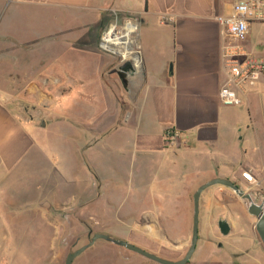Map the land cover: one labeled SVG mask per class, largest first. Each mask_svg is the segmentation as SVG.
<instances>
[{"label": "crops", "instance_id": "crops-1", "mask_svg": "<svg viewBox=\"0 0 264 264\" xmlns=\"http://www.w3.org/2000/svg\"><path fill=\"white\" fill-rule=\"evenodd\" d=\"M235 1L0 0L1 56L52 37L39 28L43 17L58 21L72 13L75 19L77 10L133 21L140 47V67L133 76L127 72V87L114 71L123 62L89 45L82 76L68 59L65 97L53 76L42 84L38 70L29 81L0 82V264H62L75 227H132L145 211L153 237L185 245L193 193L216 178L259 203L264 86L241 93L239 106L217 97L225 67L215 17L228 15ZM28 19L37 21L36 35L21 37ZM261 30L264 23L250 24L242 42L254 57L264 54ZM110 69L115 74L105 79ZM23 82L30 87L21 89ZM167 128L179 132L178 144L164 140ZM245 170L257 186L241 177ZM233 196L222 185L202 192L198 239L186 264H264L256 220Z\"/></svg>", "mask_w": 264, "mask_h": 264}, {"label": "rangeland", "instance_id": "rangeland-1", "mask_svg": "<svg viewBox=\"0 0 264 264\" xmlns=\"http://www.w3.org/2000/svg\"><path fill=\"white\" fill-rule=\"evenodd\" d=\"M67 16L65 14L60 15L58 21L50 20L49 17H43L39 22V28L44 31H53L52 37H44L36 43L32 42L33 45H26L16 52H6L3 56L0 55V82L5 79L17 78L19 80L25 78L26 81L34 79L36 76V70L42 75L43 81L48 76H53V80H57L55 85L59 86V91L62 92V96H66V75L68 59L71 60L72 66L82 76L85 68L84 66L88 52L83 49L86 45L96 49L98 55L109 54L113 57L116 56L117 61L121 60L123 63L126 61L132 62L134 67V60L138 59V53L135 59L125 58L119 53H108L104 51L100 46V37L104 32L109 31L111 26L122 32L124 31L125 24L130 22L136 25L131 20L118 19L117 14L113 17H108L105 10H77L75 11V19L72 13ZM97 19H94V18ZM77 18V19H76ZM37 21L27 20L21 23L20 33L21 37H34L36 35V23ZM137 27V26H136ZM35 29V30H34ZM263 29V26H261ZM138 27L136 28V42L132 43L134 51L140 50L138 46ZM258 39H262L263 31ZM45 33V32H44ZM264 34V33H263ZM262 36V37H261ZM138 43V44H137ZM96 47V48H95ZM262 49V46L260 47ZM86 51V52H85ZM115 55V56H114ZM259 55V54H258ZM260 57H264V54ZM37 67V68H36ZM135 68V67H134ZM137 69V68H135ZM115 74L113 69H110L104 75V78L108 79L111 75ZM24 84V85H22ZM50 85V81L48 82ZM111 88L114 85L108 83ZM17 86V84H16ZM29 83L23 82L20 88L25 90L29 88ZM22 90V91H23ZM113 90V89H112ZM24 104L23 101H20ZM32 102H34L32 100ZM264 189V183H263ZM264 193V190L261 191ZM131 196L126 199V204L129 203ZM141 220L137 225L132 227L122 226L117 228H87V227H75L74 229V243L69 245V252L85 245L88 243L93 233H108L111 237L130 240L133 243L147 251L164 256L165 258L180 259L187 250L189 245L191 228L189 229L187 243L183 244H170L168 239L164 237L158 238L153 237L154 232H150V211L141 212ZM180 228V227H179ZM183 228V227H182ZM180 228V231L181 229ZM156 234L163 236L161 230L157 231ZM223 245L222 242H218L216 245ZM214 245V248H216ZM225 247V246H224ZM217 249V248H216ZM64 263V261H63ZM62 263V264H63ZM72 264H157L151 260H148L142 256L132 253L125 248L115 245L105 240H97L90 248L85 250L79 256H77Z\"/></svg>", "mask_w": 264, "mask_h": 264}, {"label": "built area", "instance_id": "built-area-1", "mask_svg": "<svg viewBox=\"0 0 264 264\" xmlns=\"http://www.w3.org/2000/svg\"><path fill=\"white\" fill-rule=\"evenodd\" d=\"M215 20L224 38L221 59L225 67V81L220 86L217 97L222 105L239 106L241 93L258 85L264 86V57L250 55L242 45L250 24L264 23V0H237L228 15L217 16ZM105 34L106 32L100 37L101 48L108 53H116L115 47L103 45ZM163 137L169 145H176L180 141L179 132L173 128L165 129ZM241 177L248 183L258 185L249 170L242 171ZM259 203H264L262 192Z\"/></svg>", "mask_w": 264, "mask_h": 264}, {"label": "water", "instance_id": "water-1", "mask_svg": "<svg viewBox=\"0 0 264 264\" xmlns=\"http://www.w3.org/2000/svg\"><path fill=\"white\" fill-rule=\"evenodd\" d=\"M118 69L121 70V73L124 78L126 77L127 72L131 76H133L135 73V70L133 69L132 63L130 61L121 63L118 66ZM213 185H222V186H225L231 189L236 195H238V197H240L245 202L246 211L251 216H253L256 220L253 225L254 233L256 235L257 241L259 242L260 246L262 247L264 251V203H257V201L249 193H243L242 192L243 190L240 189V187L234 184L232 181L227 180V179L216 178V179H212L202 184L193 193V197H192L193 217H192L191 236H190V241H189L187 250L180 259L171 260V259L163 258L133 243L111 237L108 234L93 233L87 244L67 253L63 264H72L73 260L77 256H79L85 250L90 248L97 240H105V241L111 242L115 245L125 248L126 250L132 253L142 256L148 260H151L157 264H186L190 260V258L192 257L195 251L196 243L198 239L199 204H200L201 194L206 188L213 186ZM218 226L223 233H227L228 225L225 220H220L218 223ZM171 244H174V243H171Z\"/></svg>", "mask_w": 264, "mask_h": 264}, {"label": "bare ground", "instance_id": "bare-ground-1", "mask_svg": "<svg viewBox=\"0 0 264 264\" xmlns=\"http://www.w3.org/2000/svg\"><path fill=\"white\" fill-rule=\"evenodd\" d=\"M123 29L124 31L120 32L115 26H111L103 37V45L109 48L113 46L116 53H120L125 58L135 59L137 52L133 50L132 43L136 42V27L134 24L127 22ZM112 50L114 49L112 48ZM134 66L137 69L140 67L139 58L134 60Z\"/></svg>", "mask_w": 264, "mask_h": 264}, {"label": "flooded vegetation", "instance_id": "flooded-vegetation-1", "mask_svg": "<svg viewBox=\"0 0 264 264\" xmlns=\"http://www.w3.org/2000/svg\"><path fill=\"white\" fill-rule=\"evenodd\" d=\"M114 71L119 75V77L121 78V80L123 81V85L125 86V87H127V85H128V81H126V78H124L123 77V75H122V73H121V70H119L118 68H115L114 69ZM234 183V182H233ZM234 184H236V183H234ZM237 185V184H236ZM241 189V188H240ZM233 192V191H232ZM243 193H248L247 191H242ZM235 194V193H234ZM250 195H251V193H249ZM239 197H238V195H236L235 194V196H233V199H238ZM219 247H221L222 245H218Z\"/></svg>", "mask_w": 264, "mask_h": 264}]
</instances>
